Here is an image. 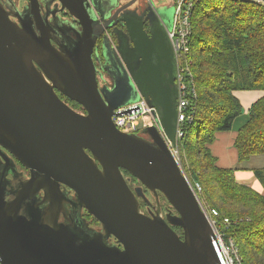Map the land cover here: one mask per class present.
<instances>
[{
	"label": "water",
	"instance_id": "water-1",
	"mask_svg": "<svg viewBox=\"0 0 264 264\" xmlns=\"http://www.w3.org/2000/svg\"><path fill=\"white\" fill-rule=\"evenodd\" d=\"M51 1L78 26L69 28L74 36L67 49L56 50L44 33L37 36L32 22L13 23L0 6V156L12 161L8 153L29 173L11 200L0 183L1 264H223L213 230L156 128L142 129V136L125 134L112 122L129 113L117 110L142 98L175 144L178 92L167 32L161 39L152 27L149 37L141 24L123 19L132 45L130 57L120 54L127 84L99 88L92 55L102 37V56L110 60L104 34L109 8L103 0ZM27 2L31 16H41L38 0ZM130 91L136 95L129 99ZM122 171L140 186L131 190ZM60 186L73 192L75 206L99 223L101 234L74 217L65 219L71 202ZM143 189L155 200L161 194L176 214L142 213L138 200L150 205ZM173 227L182 230V239ZM109 237L121 247L109 245Z\"/></svg>",
	"mask_w": 264,
	"mask_h": 264
},
{
	"label": "trees",
	"instance_id": "trees-1",
	"mask_svg": "<svg viewBox=\"0 0 264 264\" xmlns=\"http://www.w3.org/2000/svg\"><path fill=\"white\" fill-rule=\"evenodd\" d=\"M189 46L197 98L192 121L184 124L178 142L183 172L190 183L201 186V200L221 218L235 222L226 235L234 241L241 264H264V196L236 180L235 172L243 168L219 167L209 148L216 135L230 131L242 114L233 93L264 92V7L233 0H200L191 15ZM64 101L84 111L77 103ZM233 148L238 165L264 156V95L250 106ZM250 171L264 190V166ZM122 174L135 179L125 171Z\"/></svg>",
	"mask_w": 264,
	"mask_h": 264
},
{
	"label": "flooded vegetation",
	"instance_id": "flooded-vegetation-1",
	"mask_svg": "<svg viewBox=\"0 0 264 264\" xmlns=\"http://www.w3.org/2000/svg\"><path fill=\"white\" fill-rule=\"evenodd\" d=\"M158 1L159 6H157ZM172 1L169 5L167 3L160 4V0H107V2L103 0V2H101L102 5L106 4L109 8V14L105 23L109 28L104 34L107 36L110 51L112 52L109 62L106 63L102 56V37L97 39L92 58L96 69V80L99 88L103 87L110 90L113 86L119 88L121 84H127V81L124 79L122 80V73L124 70L120 69V66L123 65L124 69H127L120 54L124 51L128 57H130L129 50L132 48V45L128 39L126 28L122 20L129 19L133 24H141L144 32L149 37L151 36V28L153 27L155 35L162 39L164 33L167 32L165 24H167V21H173L176 2L174 3V0ZM38 5L41 16L36 19L31 16L29 12L27 0H23V4L19 8H14L13 0H0V6L7 12L9 19L13 23L20 25L21 23L30 24V22H32L37 36H41L42 33H44V36L50 39V44L56 50L67 49L72 44L69 38L74 36L69 28H77L76 22L69 17L65 10L60 11L61 5L57 1L38 0ZM162 16L165 18H162ZM128 62L130 68L135 64L132 58H129ZM119 81H123L124 83ZM56 93L59 98L68 105V103L64 101V98L58 92ZM135 95V91L134 93L130 91L128 98L130 99ZM82 112L85 115V111ZM140 136L142 135L140 134ZM5 154L13 161L3 162L0 156V183L3 182L1 184H4L5 198L8 201L13 198L14 192L18 190L20 184L29 178V173L8 153L5 152ZM60 191L65 197V200L71 202L66 204L67 212L65 219L70 220L74 217L77 222L84 225L86 228L93 230L97 234H101V226L99 224H95L96 227L92 226L91 219H89L86 211L75 206L73 192L63 186H60ZM41 200L42 193H39L36 196L35 202L39 203ZM39 207L42 208V206ZM140 207L142 208L141 204ZM148 209L146 210L147 215L152 217L159 215L157 211L154 212ZM23 213L27 219L29 218V220H31V216L26 209L25 211L24 209L21 210V214ZM64 221L63 215L60 214L58 222L62 223ZM172 229L176 233L175 228ZM177 235L179 236V234ZM179 238L182 239L180 236ZM107 241L109 245L121 247L112 237H109Z\"/></svg>",
	"mask_w": 264,
	"mask_h": 264
},
{
	"label": "built area",
	"instance_id": "built-area-1",
	"mask_svg": "<svg viewBox=\"0 0 264 264\" xmlns=\"http://www.w3.org/2000/svg\"><path fill=\"white\" fill-rule=\"evenodd\" d=\"M199 1L200 0H177L175 3L171 29L167 30V37L175 58V83L178 92L176 106L177 120L175 130V144L173 145L165 137L154 109L150 108L142 98H140L137 103L117 110V112L120 113L129 111L128 114H121L120 116H115L112 118L115 128L119 132L125 134H137L144 128L155 127L164 139V142L176 161L179 169L181 167V161L178 150V142L183 137L184 124L186 122L190 123L192 121L194 101L197 98L194 82L190 72L191 61L188 55L190 52L189 42L191 36V15L194 6ZM233 1L249 2L264 7V0ZM80 115L84 114L82 113ZM181 173L185 177L201 212L213 230L223 264H241V260L234 241L226 235V230L228 227L235 222L229 218H221L216 209L206 205L205 202L199 198L202 195L201 186L196 182L190 183L182 170Z\"/></svg>",
	"mask_w": 264,
	"mask_h": 264
},
{
	"label": "rangeland",
	"instance_id": "rangeland-1",
	"mask_svg": "<svg viewBox=\"0 0 264 264\" xmlns=\"http://www.w3.org/2000/svg\"><path fill=\"white\" fill-rule=\"evenodd\" d=\"M13 1H14V8H19L23 4V0H13ZM171 1L172 0H160V4H162V3L166 4L167 3L169 5V3ZM176 1L177 0H174V3ZM165 4H164V6H165ZM157 6H159V1L157 2ZM162 8H166V7H162ZM68 106L78 114L83 113V112H80V110H78L74 107H71V104H68ZM237 118H239V117H237ZM242 122L243 121L241 119L236 120V122H235L236 127L238 128L242 124ZM233 130H235L234 126L232 127L231 131H233ZM221 135H224L223 136L224 138L221 139V143L218 145V149L211 147V150H212V152H215V155L217 158H219L220 164L222 166L232 168V169H238V168L251 169V168H260V167L264 166V156L254 157L249 162L243 163L241 165H238L236 163V161H234L232 163H228V162L226 163L227 155L232 154V157H234V153H235L234 149L232 148V144L230 145V143H229V139L233 138L234 135H232V133L229 134V132L223 133ZM221 135H219L218 137H221ZM181 168H182V166L180 167V169ZM181 170L183 171V169H181ZM124 179L127 180V185L131 190L135 189L136 187H139V185H140V183L137 180L132 179L130 176L125 175ZM143 193L145 195V198L147 199V202L150 205L148 206L141 199H139L138 200L139 205L140 204L142 205V208L140 207V211L142 213L144 212L145 214H147L146 210L149 208L154 212L157 211L159 216H161L162 218H164L165 214H167V213H170L171 215H173V209L171 208V206L168 204V202L165 200V198L162 195H157V200H155L154 196L149 191H145V192L143 191ZM89 219H91L90 221H91L92 226L96 227V225H95L96 220L93 218H89ZM175 231L177 234H179V236H182L181 230H179L178 228H175Z\"/></svg>",
	"mask_w": 264,
	"mask_h": 264
},
{
	"label": "crops",
	"instance_id": "crops-1",
	"mask_svg": "<svg viewBox=\"0 0 264 264\" xmlns=\"http://www.w3.org/2000/svg\"><path fill=\"white\" fill-rule=\"evenodd\" d=\"M234 96L238 99L241 107H242V114L239 116V118H236L233 121L232 127L234 126L233 131H228L229 134L232 133L233 138L229 139V143L230 145L232 144V148H233V141L235 139L236 133L238 131V129L247 121L248 119V110L250 108V106L257 101L259 98H261L264 95L263 91H235ZM241 119L243 122L242 124L237 128L235 125L236 120ZM231 127V129H232ZM228 132H223V133H228ZM223 133H218L216 135L215 141L210 145V151L213 154L214 157H216L215 152H212L211 147L212 148H216L218 149V145L221 143V139L224 138V135H221ZM219 135H221V137H218ZM214 144V145H213ZM215 146V147H214ZM234 149V148H233ZM235 152V150H234ZM217 165L221 168H228V167H224L220 164V160L219 158H217ZM236 161L237 163V159H236V152L234 153V157H232V154L227 155V160L226 163H232ZM238 164V163H237ZM252 169V168H251ZM251 169H242V170H237L235 172V178L236 180L241 183L244 184L246 186H250L253 190H255L256 192L260 193L261 195L264 196V190L261 188V186L258 184V182L253 178L252 172L250 171Z\"/></svg>",
	"mask_w": 264,
	"mask_h": 264
}]
</instances>
